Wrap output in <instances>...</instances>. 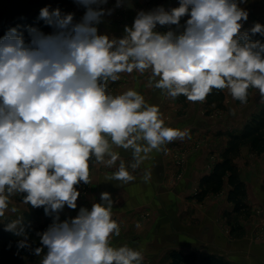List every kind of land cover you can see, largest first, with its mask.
Segmentation results:
<instances>
[{
    "label": "clouds",
    "instance_id": "9594fccd",
    "mask_svg": "<svg viewBox=\"0 0 264 264\" xmlns=\"http://www.w3.org/2000/svg\"><path fill=\"white\" fill-rule=\"evenodd\" d=\"M73 2L85 9L79 21L44 7L38 19L51 33L29 26L27 40L17 28L0 38V218L19 211L9 207L17 194H24L23 204L57 214L37 233L40 247L28 242L22 216L5 225L22 237L18 249L45 253L41 264H142L141 251L111 245L121 227L112 218L110 193L75 218L61 222L58 215L65 206L77 208L75 186L90 184V161L112 167L122 148L131 150L135 170L153 151L190 138L186 129L166 127L159 107L136 90L113 94L109 83L121 73L148 72L149 86L173 99L203 102L216 89L246 104L250 88L264 98V43L241 31L248 12L238 0H180L170 11H140L122 38L98 33L97 25L114 11L108 0ZM125 2L116 0L115 8ZM185 16L183 31L171 30ZM158 25L170 30L159 32ZM250 31L264 35V25ZM150 178L146 172L145 182ZM134 179L123 160L106 177Z\"/></svg>",
    "mask_w": 264,
    "mask_h": 264
},
{
    "label": "crops",
    "instance_id": "0c3cea01",
    "mask_svg": "<svg viewBox=\"0 0 264 264\" xmlns=\"http://www.w3.org/2000/svg\"><path fill=\"white\" fill-rule=\"evenodd\" d=\"M256 1L243 0L240 2L238 0L239 7L243 10L247 9L249 17L250 12L255 14L254 17L258 20V22L253 23L251 20L242 21V24H246L244 29L252 28L256 23L264 25V7L255 8L256 10L250 9L252 6H257ZM0 2L3 1L0 0ZM179 2L180 0H166L161 4V7L168 11V9L178 7ZM43 5L44 0H4L0 5L2 8L0 21L8 24L24 21ZM138 86L135 90L143 95L142 85L140 89ZM258 95V90L253 89L250 102L244 106L241 105L238 108L239 111L237 108L234 109L236 104L230 97L228 116H231V119L235 121L238 115L243 117L253 108L256 111L264 109V98L256 101ZM144 98L147 103L159 107L163 119L164 107L173 104L175 99H178V97L175 99L169 97L165 92L163 95V91L154 87H152L151 93ZM159 100L161 101L159 102ZM198 113L196 109V113L188 115L187 118H177L179 122L168 125V127L188 130L191 138L186 137L183 141L175 140L165 145L163 150L153 151L150 158L141 163L135 170L129 167L130 174L135 177L131 182L106 180L108 175L117 171L120 162H116L117 167L116 164L112 167H106L104 164L100 165L90 161V181L94 184L92 195H101L103 192H108L111 195H130L129 200L122 207L113 206L112 213L120 212V210L126 213L124 221L128 223V227L124 232H120V237L115 239L111 237V245L119 247L127 244L129 247L141 251L143 260L147 258L151 264H161L160 261H162L163 256H167V254L169 256L172 250H179L184 253L196 252L198 258L191 264H203V258L211 253L219 254L234 264H264V241H257L252 229L247 227L246 234L243 236H234L222 229V222L227 220V216L238 215L235 212V205L228 201V194L231 189L228 181L220 192L209 194L212 197L209 198V204L204 210L191 214L186 207L184 208V201L195 199L194 197L200 192L201 179L211 174L216 163L222 160V154L228 147L230 139L229 134L225 133L233 129V122L226 124L225 120H220L216 124L213 122L211 124L206 123L203 119H199ZM211 125H214L212 126L214 128L216 125H227L228 127L224 129L219 127L220 132H224L219 134L216 133L217 129L214 130L211 127V130ZM206 128L209 131L214 130V136L212 134L211 136L224 138V144L216 143L207 146L205 143L201 148L192 150L183 160L185 163L179 164L180 168H178L176 160L179 161V153H181L182 148L187 145L188 141H192L195 135L204 136ZM179 141L181 142L176 143ZM241 149L242 151L234 163L239 169L241 180L247 187V203L250 208L254 205L264 206V153L254 154L249 146H242ZM116 151L119 152L120 157H124L125 164L128 158L133 159L131 150L120 148ZM175 170L181 171V175L179 178L177 177L174 185L170 186ZM146 172L151 173V178L147 182L143 179ZM144 206L155 207L158 218L156 220L154 218V221L144 228L139 227L137 229L134 224L135 221H133L135 216L133 208ZM77 210L67 208V211L75 217L78 213ZM238 216L242 217L243 215ZM223 218L225 219L222 220ZM240 222L242 224L244 220L240 219ZM139 233H141V237H136ZM170 263L171 259L164 262V264Z\"/></svg>",
    "mask_w": 264,
    "mask_h": 264
},
{
    "label": "rangeland",
    "instance_id": "374dc122",
    "mask_svg": "<svg viewBox=\"0 0 264 264\" xmlns=\"http://www.w3.org/2000/svg\"><path fill=\"white\" fill-rule=\"evenodd\" d=\"M2 1L4 2V0H2ZM165 1L166 0H126L123 7L115 8L116 0H108V4L106 5V7L107 8H114V11H113L112 15L105 16L102 19V22L97 25L98 33L101 35H108L109 38H122L125 35V31H124L125 26H129V27L132 26V24L134 23V19H135L138 12H140V11H144V12L153 11V10L161 7V4ZM3 2H0V5ZM255 3L257 6H252V7H250V9H255V8L257 9V8H260L261 6L264 7V0H257ZM238 4H239V2H238ZM44 7H49L50 10L59 8L62 13H73L76 21L80 20V18L83 16L84 11H85L84 8L77 6L73 2V0H44V5L41 8H39L33 16H35L36 27H38L41 31H43L46 34L51 33L53 31V29L51 27H49L48 25H46L43 20L38 19L40 10ZM170 10L171 9H168V11H170ZM1 11H2V8H0V12ZM9 11H10V9H9ZM245 11L249 12L247 9ZM254 16H255V14L250 12V17L248 16L247 20H251L252 23L255 21L258 22V20L255 19L256 17H254ZM189 18H190L189 16L182 17L181 21H180V27L177 28V26L173 25V26H171V30L176 31L177 33L182 32L184 29V25H185L187 19H189ZM4 23H6V22H4ZM249 23H251V22H249ZM242 25H243L242 28L244 30V26L246 24L243 23ZM245 29H247V28H245ZM156 30L163 33V32L169 31L170 27L158 25ZM243 30L241 29V31H243ZM149 76H150V73H148V72H146L143 75H140L139 73H136V72H133L132 74L121 73L120 79L118 81H116L114 83H112V82L109 83V90L113 94H120V93H122L128 89H134L135 90L138 85H139L138 87L140 89V86L142 85L141 86L142 91H143L142 94L144 96H148L151 93V89H152V87H150L148 84ZM223 93H224L223 107H218V104H214L211 107L208 106V96L203 102H190L187 100V98L185 96L180 95L178 97V99H175V102H177V103L174 102L173 104L171 103L170 105L165 106L164 111L162 109V111L164 113L165 126L168 127V125H171V123L179 122L178 119H183V118L189 117L188 115H190L192 113L193 114L196 113V109H197L199 112L197 116L200 117L199 119H203L204 122L206 121V123L211 124V122H213V124H216L217 121H220V120H225L226 124L233 122L232 123L233 129L228 130V132L225 133L227 135L229 134L228 136L230 138V133L240 132L243 129V127L245 126V124L248 121H250L254 116H256L258 113H260L261 110L256 111L253 108L249 112H247V114L244 115L243 117L238 115L236 117L235 121H233L234 119H231V116H228V112H229L228 107L230 105L229 99L231 96L227 92H224V90H223ZM252 93H253V89L250 88L247 103L250 102ZM163 95H164V92H163ZM260 98L261 97L258 95L256 101L260 100ZM160 101L161 100H159V102ZM234 103L237 105V106L234 105V109H236V108L238 109L241 105L242 106L245 105V104H241L238 100H234ZM235 111H237V110H235ZM235 111H234V113H235ZM238 111H239V109H238ZM185 121H187V120H185ZM212 126H214V125H211L210 128ZM219 127H222V129H224L225 127H228V126L227 125H222V126L216 125L215 128L212 127V128H214V130L217 129L216 133L223 134L224 132L221 133L219 130ZM212 128H211V130H212ZM214 130L209 131L207 129L204 131V136H196L195 135L193 137L192 141L191 140L188 141L187 145L184 146V148H182V150H181V153H179V156H180L179 161L180 162L178 160H176V163L178 162L177 163L178 165H176V166L177 167L179 166L178 168H180V165L185 163V161H183V160L186 158V156L189 155V153L192 150L195 151V150L201 148L202 145H205V143L207 144V146H212V145H215L216 143L224 144V142H223L224 138L220 139V138L213 137L214 136ZM211 134L213 136H211ZM180 142L181 141L176 142V143H180ZM228 143H229V141H228ZM245 146H249V145H245ZM250 150L252 153H254L252 151L251 147H250ZM241 151H242V149L240 150V152ZM254 154H256V153H254ZM238 156L233 158L234 162ZM123 159H124V157H120V160H123ZM120 160H118V162H120ZM131 160H133V159L128 158L126 160L127 161L125 164L126 167L129 168L130 165L132 164V162L134 163V160L133 161H131ZM115 166L117 167V164ZM130 169H131V167H130ZM172 175H173V177H172L170 186L174 185L175 181H177L176 179H177V177L179 178V176L181 175V171L175 170ZM93 185H94L93 182L90 181V184H84L83 182H81L80 184L75 186L77 188V190L80 192V196L78 197L77 202H76L77 208L75 209V210L78 209L77 210L78 213H79V210L81 208H87L90 211L92 208V205L94 203L102 202L100 199L101 195H92L94 193ZM23 195L24 194H17V195H14L13 197H11L12 204H10L9 207L11 208L12 206H15L18 208L19 211L15 214L11 213L10 211L6 212L5 217L0 218V227L5 228L7 220H14L18 216H22L23 222H24L29 217V215H31V214H36L38 222L44 221V217L39 215V213H38L39 211L43 212V207L33 208V207H31V205L23 204L22 203ZM129 196L130 195H111V198L114 201L113 206L114 207H122L125 204V202H127L129 200ZM210 197H212V195H208L203 201H199L195 196L194 197L195 199H192L190 201H184V205H185L184 208L186 207V209L189 211V213L195 214L197 211L204 210L206 208V206H208V204H209L208 202H209ZM67 208L68 207L65 206L64 209L59 213L62 214L63 216H66L67 219L75 218V216H73L70 212L67 211ZM133 211L135 213L134 220H133V221H135V223H134L135 226L137 225V223H139L140 227L144 228L146 225L153 222L154 218H155V220H156V218H158L157 210L155 207H153V208L152 207H146V206L135 207V208H133ZM78 213H77V215H78ZM125 214L126 213L122 212V210H120V212L115 211L114 213H112V218L120 223L121 232H124V230L127 229V227H128V223H126V221H124ZM241 215H243V216L242 217H240L238 215L227 216L226 217L227 220L225 222H222L223 231L224 232L226 231V233L232 234L234 236H243L246 234L245 230L248 227L249 229H252V231L255 232L254 236H255V239L257 241H260V242L264 241V206L254 205V207H251V208L248 207V209L246 211H244L243 214H241ZM224 219L225 218H223L222 220H224ZM240 219L244 220V222H242V224L240 222ZM242 225H243V227H242ZM137 229H139V228H137ZM112 237H114V239H115V238H118L120 236L113 235ZM136 237H141V233H139ZM20 239H22V238H19L13 242H6L0 238V264H41V261H42L45 253H41L40 256H36L29 249H18L17 248V242ZM28 242L32 245V248L36 247L35 243L32 240L28 239ZM144 259L148 262L147 264H151L150 260H148L147 258H144ZM168 259H171L170 255L168 256V254H167V256H163L162 261H160L161 264H164V262H166ZM191 263H193V262H189L187 264H191Z\"/></svg>",
    "mask_w": 264,
    "mask_h": 264
},
{
    "label": "trees",
    "instance_id": "16d2710c",
    "mask_svg": "<svg viewBox=\"0 0 264 264\" xmlns=\"http://www.w3.org/2000/svg\"><path fill=\"white\" fill-rule=\"evenodd\" d=\"M35 14V13H34ZM32 14L24 21L16 23H3L0 21V38L10 28H17L22 32L25 39L28 38L27 28L29 26L36 27L35 16ZM38 28V27H37ZM251 28L244 29L242 32L249 34L250 41H260L264 43V35L259 33L252 34ZM250 90V89H249ZM249 95V94H248ZM224 93L223 90L213 91L208 95V106L218 104V107H223ZM248 100V98H247ZM249 145L254 153H264V109L248 121L240 132L230 133V140L228 147L222 154V160L216 163L211 174L204 176L200 181V192L196 195L199 201H203L210 193H218L224 187L226 181H228L231 189L228 194V201L235 205V212L239 215L243 214L249 207L247 203V187L244 181L241 180L238 167L234 163V157L238 156L242 146ZM39 215L44 217L43 222H38L36 214H31L23 222L25 225V231L28 239L32 240L36 247H40V237L37 233H43L53 223V220L57 214L46 215L44 212H38ZM60 221L67 219L66 216L58 214ZM11 220H7L6 224ZM0 238L6 242H13L19 238L14 233L6 231L5 228L0 227ZM46 252V249H45ZM170 264H187L194 262L198 256L195 252L184 253L179 250H172L170 253ZM142 264H147L145 260ZM203 264H234L224 257L211 253L203 258Z\"/></svg>",
    "mask_w": 264,
    "mask_h": 264
}]
</instances>
